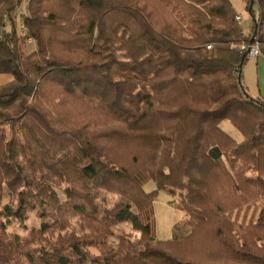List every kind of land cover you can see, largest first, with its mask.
<instances>
[{
    "label": "trees",
    "instance_id": "obj_1",
    "mask_svg": "<svg viewBox=\"0 0 264 264\" xmlns=\"http://www.w3.org/2000/svg\"><path fill=\"white\" fill-rule=\"evenodd\" d=\"M246 1L249 34L232 0H29L20 24L24 0H0V264H264V101L237 46L264 42V0ZM162 190L187 214L169 240Z\"/></svg>",
    "mask_w": 264,
    "mask_h": 264
},
{
    "label": "rangeland",
    "instance_id": "obj_2",
    "mask_svg": "<svg viewBox=\"0 0 264 264\" xmlns=\"http://www.w3.org/2000/svg\"><path fill=\"white\" fill-rule=\"evenodd\" d=\"M29 0H24L20 11L18 12V24H20V15L21 10L25 11L27 3ZM233 7L235 9L242 13L245 17L244 23H242V26L244 30H247L248 26L251 23V14L247 9V1L246 0H232ZM256 10V7H255ZM262 20L260 21V32L264 34L263 28H262ZM256 34H254L253 39H255ZM255 40H260L262 43V51L264 47V42L262 39L256 38ZM238 45V44H237ZM33 46V45H31ZM225 126L227 128L234 127L231 122L225 121ZM231 128V129H232ZM235 128V127H234ZM236 129V128H235ZM237 131V129H236ZM237 133V132H236ZM66 188V185L61 186L57 189V192L62 200L65 199L66 195L64 193ZM145 189L147 191H152L155 189V183L153 181H149L147 185L145 186ZM14 200L6 193L4 195L3 204L8 206L11 203H13ZM178 201V197L171 195L169 192L162 190L159 192L158 197L156 201L154 202V215H155V235L160 240H169L173 236V227L174 225L179 222L180 220H184L187 218V214L184 210H182L179 206H175L172 202L176 203ZM254 207L249 209L247 212L246 221H256L257 215L259 212L256 211L253 213ZM38 208L36 209H28L27 210V218L24 221H20L19 218H16L12 221V223L8 226V232L9 233H19L22 235L28 234V232L33 228H38L43 218L39 214ZM7 220V219H6ZM115 235H121V234H128L133 233L134 238H138L139 232L132 229L130 224H119L117 227L114 228ZM110 242L114 243V237H110ZM95 253H97V250H93Z\"/></svg>",
    "mask_w": 264,
    "mask_h": 264
},
{
    "label": "crops",
    "instance_id": "obj_3",
    "mask_svg": "<svg viewBox=\"0 0 264 264\" xmlns=\"http://www.w3.org/2000/svg\"><path fill=\"white\" fill-rule=\"evenodd\" d=\"M236 12L243 17L242 23H244V20H245L244 15L238 12L237 10ZM253 26H254V18L251 16L250 25L248 26L247 30H244V28L243 30L247 34H249L253 31ZM241 74H242L243 84L247 92L249 93V95L253 98L261 99L264 101V50L262 51V54H260L259 56L249 57L247 59V61L242 67ZM12 80H13V76L11 74L0 73V86L9 83ZM225 121H228V120H224L221 123L222 128L228 134H230L234 139H236L237 141H241L243 139L242 134L238 131V129L232 123L231 124L237 129V131L234 127L232 128V126H231L232 129L227 128L224 124Z\"/></svg>",
    "mask_w": 264,
    "mask_h": 264
},
{
    "label": "built area",
    "instance_id": "obj_4",
    "mask_svg": "<svg viewBox=\"0 0 264 264\" xmlns=\"http://www.w3.org/2000/svg\"><path fill=\"white\" fill-rule=\"evenodd\" d=\"M236 20L242 24L243 22V17L237 13L236 15ZM262 28L264 31V20H262ZM239 47V49H241L242 51H245L246 54L249 57H256L259 56L260 54H262V43L260 40H255L252 39L250 42L248 41H242L241 43H239L237 45ZM208 48H211V45L207 46Z\"/></svg>",
    "mask_w": 264,
    "mask_h": 264
},
{
    "label": "water",
    "instance_id": "obj_5",
    "mask_svg": "<svg viewBox=\"0 0 264 264\" xmlns=\"http://www.w3.org/2000/svg\"><path fill=\"white\" fill-rule=\"evenodd\" d=\"M252 4H253V1H252Z\"/></svg>",
    "mask_w": 264,
    "mask_h": 264
}]
</instances>
